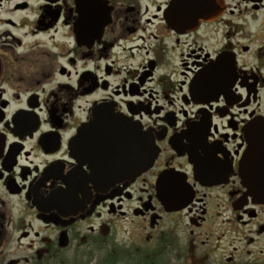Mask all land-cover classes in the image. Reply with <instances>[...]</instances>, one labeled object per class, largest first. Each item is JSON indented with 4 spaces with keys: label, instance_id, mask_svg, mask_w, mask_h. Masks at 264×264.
<instances>
[{
    "label": "flooded vegetation",
    "instance_id": "1",
    "mask_svg": "<svg viewBox=\"0 0 264 264\" xmlns=\"http://www.w3.org/2000/svg\"><path fill=\"white\" fill-rule=\"evenodd\" d=\"M255 138L264 0H0V264H264Z\"/></svg>",
    "mask_w": 264,
    "mask_h": 264
},
{
    "label": "water",
    "instance_id": "2",
    "mask_svg": "<svg viewBox=\"0 0 264 264\" xmlns=\"http://www.w3.org/2000/svg\"><path fill=\"white\" fill-rule=\"evenodd\" d=\"M86 129H82L80 135L82 134H92V135H110L117 136V139H108L107 142L119 143L118 141L132 142L135 143L138 139L139 133L135 130L130 131V127L125 125L119 120H114L105 122L103 117L95 115L94 120L89 124ZM107 129V130H102ZM98 142V141H96ZM103 142V140H100ZM150 152H152L151 147H149ZM150 159H153L150 158ZM244 176L246 181V186L248 187V193L260 201H264V139L255 138L251 142V147L246 153L244 159ZM141 173V170L134 173L133 176L136 177Z\"/></svg>",
    "mask_w": 264,
    "mask_h": 264
}]
</instances>
